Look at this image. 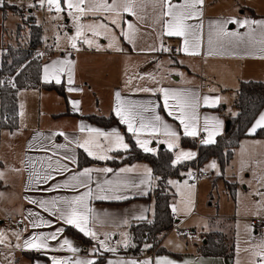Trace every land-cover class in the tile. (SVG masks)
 <instances>
[{
    "label": "crops",
    "instance_id": "crops-1",
    "mask_svg": "<svg viewBox=\"0 0 264 264\" xmlns=\"http://www.w3.org/2000/svg\"><path fill=\"white\" fill-rule=\"evenodd\" d=\"M173 2L181 3L182 0H173ZM5 3L9 4L7 0H0V8ZM202 9V41L200 55L196 56L186 55L177 51L182 45L181 39L160 36V27L158 25L155 31H152L151 28L140 26V33H138L135 43L131 44L120 35L121 28L111 25L108 20H103L102 17H84L85 22L102 20L104 23H109V27L112 30L109 35L115 34L118 37L117 46L122 51L109 48L110 40L105 39L103 36L94 38L100 45L99 49L95 45L89 47L81 41L77 43L79 51L72 49L70 46L61 49L63 51H58L50 43L45 42L43 34L44 44L40 47H48L49 49L43 54H34V57H40L44 61L42 81L45 84L63 85L65 96L55 90L46 89H25L19 91V126L14 131L17 137L9 140L6 144V160L15 161L14 168L16 170L13 169L10 174L7 171L9 175L5 174L1 179L2 188L6 182L8 186H11L16 179L18 192L16 196L6 195L3 197V201H0V230L8 235L9 241L13 246L0 245V264H52V257L58 259L71 258L73 261L76 259L96 261L99 258H103L102 264H109V261L136 260V257L140 254L144 256L143 260H151L152 264H155V260L160 258H167L174 261L175 264H186V262L187 264H234V258L200 255L199 248L202 244H195L191 249L188 243L184 247L180 246V244L176 246L175 243H171L167 236L174 229L180 231L179 225L182 223L177 218L176 212H173L174 227L161 244V248L165 249L166 253L158 254L153 251L154 255L152 254L153 252L126 254L124 251L126 248L124 241L127 240L128 245L131 241V226L151 220L154 216L155 197L153 192L157 186V179L154 177L152 166L148 162H123L126 155H117L119 152H124L125 154L130 150V143L126 139L123 129L130 135L135 145L143 152L145 151L136 143L137 136L129 132L127 125L122 124L120 118L115 114V93L119 91L121 99L124 101H135L140 104L151 102V106H155L156 111L155 113L146 112L144 116L150 118L152 115H159L163 123L177 133L178 148L170 150L168 143L164 142L170 140V138L164 135L162 126L160 131L154 135L150 134L148 130L141 132L139 139L150 140L149 147L155 149V152L145 153L157 155L160 150L168 149L173 152L174 159L180 150H189L196 153L194 158L181 162L184 163L196 161L198 149L182 147V138L187 137L196 140L198 145H211L203 144L201 141L207 138V133L203 131L205 118H210V120L214 118L222 121L223 125L220 129V134L214 137L216 142L220 136L226 133L227 116L235 117L238 113L234 107V102L236 92L241 83L248 81L264 82V52L260 51L261 45L256 42L260 39L261 30L258 26L253 25L256 28V32L253 34V42L247 45L241 44L238 47L226 45L225 48L215 49L214 53L209 55L207 43L210 27L219 22L228 19L264 21V0H204ZM32 20L37 24L34 17ZM124 20L136 23V18L128 14H124ZM196 22L190 21V23ZM122 27L127 30L126 23H122ZM225 27L227 31L238 32L241 35L248 32L247 28H241L239 24H227ZM42 29L44 31L43 26ZM86 34L91 38V33ZM244 39L248 41L250 38L244 36ZM4 41L5 36L3 35V46L0 48L2 54L3 51H7L9 46H14ZM161 43L170 51L161 50ZM173 48L176 49L175 53L171 52ZM59 59H68L74 62V83L72 85L68 84L67 72L61 76V83L59 84L55 83V81L45 82L44 66ZM141 76L144 78L140 79L139 77ZM150 77H154L155 80ZM129 78L132 79L131 84L126 83ZM70 86L81 89V91L69 92L68 88ZM208 86L209 88H207ZM138 87H165L197 95L200 98L199 106L196 108L199 135L195 137L184 135V127L176 119L177 110L164 107L161 93L136 91ZM205 96L211 99L219 98V102L213 106H207L203 102V97ZM74 101L79 102L78 109L73 107L72 102ZM169 103L171 104L173 101H169ZM229 106L233 109V113L228 112ZM219 108L224 110V112L221 113ZM169 111L174 114L169 115ZM261 114H264V109L256 120ZM111 115L119 123H115L110 127L100 126L88 119L89 116L108 118ZM255 121L248 130V136L242 139L239 147L234 151V157L227 167H232V169L241 168L242 160L250 161V164H257L260 158L264 157V139L254 137L255 133L250 134V129ZM81 125L85 126V128H98L104 132H112L115 129L124 137V143L128 145V148H118L108 152L107 155L111 159L101 160L93 158L74 143L75 140L82 141L87 136V132H80ZM60 132H63L68 139L66 140L65 136L53 135ZM70 141L73 142L70 143ZM18 145L21 146L20 152L15 153V148ZM56 145H65L66 147L57 148ZM80 152H84L96 162L80 167ZM65 155L74 156L76 163L73 164L63 160L62 157ZM49 157L53 168L56 167L55 162L60 160L61 163L67 164L71 171H65L62 174L52 171L55 179L49 180L47 183L36 184L35 182H30L29 176L33 170L41 171L42 165L47 169ZM30 160L32 162L31 165L29 163ZM113 160L119 163L116 165L111 162ZM196 163L198 164L196 166L200 168L204 166L199 162ZM0 167L5 168L4 161H0ZM85 168L112 169L108 173L98 171L91 173L92 179L89 187L93 190L94 195L87 201L88 207L92 209L91 213H89L88 227L96 232L97 238L93 239L91 236H86L91 240L89 244L70 235L67 232L68 227L80 232L79 229L59 219L58 213L52 214V212L41 208L38 203L29 202L30 200L39 202L41 200L50 201L59 198L71 200L73 197L84 193L87 188L79 187L74 190L64 185L74 183L70 177ZM193 168H195V164L190 166L186 172H190ZM121 169H132V171L121 172ZM146 169H151V180H148L145 175ZM243 170L249 171L247 167ZM186 172L174 179L183 181V175ZM174 179H171V181H174ZM141 180L146 182L140 184ZM106 181H111L112 183L107 184L105 183ZM57 184L61 185V187L55 188ZM97 185L106 190L112 189V191L100 193ZM136 185H139V187ZM173 186L170 184V187L175 192ZM97 194L120 195L127 198L101 200L95 198ZM176 201L177 194L173 205L176 204ZM141 215L145 219H138ZM9 218H13L15 222L23 221L24 227L21 228L14 223H9ZM33 221H45L46 223L40 227L33 228ZM224 221L226 220L217 222V228L213 232L226 233L230 230L229 228L232 224L236 230L234 219H228L226 223ZM228 222L230 223L229 225ZM13 233H20L21 238L19 241ZM52 233L57 234V239L48 240L49 249L46 251L29 250L23 247L24 239L31 238L33 235L42 234L48 236ZM80 233L83 234L82 232ZM65 239L71 241L73 247L78 249L76 253L68 251L66 247L64 249L60 248ZM100 241H104L109 247L116 248V252L105 251L100 247ZM16 243H20L22 247H14ZM206 243L207 241H205ZM85 248L87 253L84 252Z\"/></svg>",
    "mask_w": 264,
    "mask_h": 264
},
{
    "label": "snow or ice",
    "instance_id": "snow-or-ice-1",
    "mask_svg": "<svg viewBox=\"0 0 264 264\" xmlns=\"http://www.w3.org/2000/svg\"><path fill=\"white\" fill-rule=\"evenodd\" d=\"M66 8L62 5V0H39V4L44 6L47 4L48 10L53 9L57 13H62L67 11V14L72 17L75 22V35L69 36L68 41L70 47L79 51L77 47V41L82 40L84 44L89 47L100 48L97 41L94 40L95 37L103 36L105 39H109V48H114L116 51H122L118 45V37L115 34L111 36L109 33L112 31L109 27V23L117 28H121L120 35L126 39L129 43L134 44L138 33H140L141 27L151 28L155 31L156 26L160 27V36L167 37H177L182 41V45L177 49L179 52H183L186 55L196 56L200 55L201 41H202V29H203V9L204 0H182L181 3H175L173 0H64ZM34 5H29L33 7ZM124 14L133 16L136 18V23L126 22L124 20ZM87 16L102 17L103 20H108L109 23H104L102 20H96L92 23H82L81 20ZM190 21H197L196 23H190ZM122 23H126L127 30H124ZM227 24H239L241 28H247L248 32L241 35L238 32L227 31L225 25ZM256 25L260 28V39L258 42L261 45L260 51L264 52V21H254V20H236L228 19L217 23L210 27V31L207 36V43L209 47V55L214 53L215 49H222L225 46H240L241 44L247 45L253 42V34L256 32ZM91 33V38L86 34ZM244 36H248L250 39L245 41ZM59 39V38H58ZM156 50V49H150ZM161 50L170 51L167 47L163 46L161 43ZM73 67L74 62L68 59H59L52 61L51 64H47L43 68L44 80L45 82L55 81V83H61V76L67 72L68 84L72 85L73 81ZM143 79L144 77H139ZM155 80L154 77H150ZM127 84L132 83V79L129 78L126 81ZM158 83V82H157ZM69 92L81 91L74 87L68 88ZM136 91L142 92H159L163 95L164 107L174 108L177 110L178 114L176 119L180 121V124L184 127V135L195 137L199 135L198 130V116L196 114V108L199 106L200 98L194 93L178 91L175 89L165 88V87H138ZM116 106L115 114L120 118L122 124L127 125V130L137 136L136 143L145 152H155V149L150 148V140L139 139L141 132L148 130L150 134L154 135L160 131L161 126L164 130V135L169 137L170 140L164 141L168 143L169 149L178 148V136L177 133L170 129L167 124H164L162 118L159 115H152L150 118H146L144 113L152 112L155 113V106H151V102L146 104H140L135 101H124L121 99V93L117 91L115 93ZM173 101V103H169ZM203 102L207 106H213L219 102V98L211 99L207 96L203 97ZM73 107L78 109L79 102L74 101ZM169 115H173L172 111H169ZM23 115V113H21ZM138 123V126H137ZM222 121L215 120L212 118H205L203 131L207 133V138L203 139L201 142L203 144L215 143L214 137L220 134V129L222 128ZM258 129H264V114H261L259 118L255 121L254 125L250 129V134H254ZM80 132H87V136L82 140H75L74 143L77 147L82 148L89 156L106 160L111 159L107 155L108 152L114 149L123 148L127 149L128 145L124 143V137L120 135L115 129L112 132H104L98 128H85V126H80ZM53 135L65 136L67 140L68 137L63 133H54ZM73 141H70L72 143ZM107 145V146H106ZM57 148H65V145H56ZM196 155L195 152L190 151H179L176 154L175 159L172 161L173 165L179 164L182 161L190 160ZM63 160H67L70 163H76L74 156L65 155L62 157ZM31 165V160L29 161ZM250 161H241L242 170L249 164ZM56 167L53 168L51 158L49 157V162L47 164V169L42 165L41 171L33 170L30 173V182H35L36 184L47 183L49 180L55 179L52 175V171L57 174H62L65 171H71L67 164L61 163L60 160L55 162ZM211 169H216L217 165L215 162L211 163L209 166ZM51 170V171H49ZM19 171V170H17ZM93 171L108 173L111 172L110 168L103 169H90L85 168L78 174H74L70 177L72 184H65V187H71L74 190L79 187L87 188L84 193L73 197L71 200L65 198H59L54 200H41L39 202L30 200V203H38L41 208L45 211L52 212V214L58 213L59 219H62L66 224L73 225L79 229L85 236H91L93 239L97 238L96 232L92 231L88 227L89 223V213L92 209L88 207V199L92 198L94 193L89 187ZM132 171V169H121V172ZM220 174L219 172L217 173ZM148 180H151V169H146L145 173ZM189 175H191L189 173ZM255 175V174H254ZM3 178V173H0V179ZM243 181V177H241ZM146 181L141 180L140 184H144ZM248 183L247 181H244ZM105 183L111 184V181H106ZM171 185H176L175 181H168ZM186 183V182H185ZM256 183L260 185L251 195L257 197L258 199L254 201L256 206L255 211L250 212L252 216L259 217L264 220V171H262ZM139 187V185H136ZM61 185H55V188H59ZM100 189V193L105 191H112V189H104L100 185H97ZM178 191L179 186H177ZM182 194V193H181ZM96 199H126L127 197H122L120 195H103L97 194ZM61 205V206H58ZM172 211L177 212V206H172ZM31 215V213H30ZM138 219H145L143 215L138 217ZM45 221H33L32 227L37 228ZM254 225L246 224L244 230L248 239L244 242L247 247L241 248L239 239L236 243V255L237 259L235 264H242L240 257L241 252L246 253L248 256L247 264H264V234L259 238L252 235ZM16 239L19 241L21 238L20 233H13ZM239 237V229L237 232ZM57 234L52 233L48 236L44 235H33L31 238L23 240V247L29 250L36 251H46L49 249L48 240H56ZM100 247L105 251L116 252V248L109 247L104 241H100ZM0 245L13 246L9 241L8 235L0 230ZM124 246H128V241H124ZM16 248H21L20 243L14 245ZM67 248L68 251L76 253L77 248L73 247L71 241L65 239L60 245L61 249ZM146 247H151V245H146ZM52 264H96L95 260H71L68 259H58L52 257ZM109 264H152L151 260H129V261H109ZM155 264H175L174 261L167 258H160L155 260ZM187 264V262H186Z\"/></svg>",
    "mask_w": 264,
    "mask_h": 264
},
{
    "label": "trees",
    "instance_id": "trees-1",
    "mask_svg": "<svg viewBox=\"0 0 264 264\" xmlns=\"http://www.w3.org/2000/svg\"><path fill=\"white\" fill-rule=\"evenodd\" d=\"M7 3L0 9H4ZM12 11L17 13L23 21L22 11L15 5H12ZM7 8V7H6ZM18 24L17 34H20L23 26H28L29 36L25 44L9 46L7 51H3L0 64V127L2 129L14 132L19 126V91L25 89H46L55 90L65 96L64 86L54 84H45L42 81L43 60L40 57H34V50L44 44L42 26L29 20ZM234 107L237 110L235 117L227 116L230 122L229 130L220 136L214 144L198 145L196 140L183 137L181 145L184 148L198 149V158L196 161L184 162L173 165V152L168 149H162L157 155L143 152L139 149L130 135L123 129L126 139L130 143V150L124 154L119 152L117 155H126L123 162H148L153 169V175L157 179V186L154 189L155 213L151 220L139 222L131 226V241L124 249L126 254H138L141 252L158 254L166 253L161 248L162 241L174 227L172 205L176 194L168 183L169 180L178 178L186 172L190 166L196 162L201 165L215 160L218 162L222 171L231 163L234 157V151L239 147L242 139L248 136V130L256 120L258 115L264 109V82L248 81L242 82L236 92ZM220 112L224 110L219 108ZM88 119L100 126L110 127L118 120L111 115L110 117L89 116ZM256 138L264 139V129H258L253 135ZM96 161L90 159L84 152L79 154V166L85 167ZM118 164L115 160L111 161ZM228 189L233 198L236 196V184L228 183ZM228 232L210 233L206 236L207 243H203L199 248V254L204 256H223L233 258L235 255V229L233 224ZM67 232L83 241L86 244L91 240L71 227ZM151 245V247H146ZM103 258L96 260V264H102Z\"/></svg>",
    "mask_w": 264,
    "mask_h": 264
},
{
    "label": "rangeland",
    "instance_id": "rangeland-1",
    "mask_svg": "<svg viewBox=\"0 0 264 264\" xmlns=\"http://www.w3.org/2000/svg\"><path fill=\"white\" fill-rule=\"evenodd\" d=\"M9 4L5 5L4 9H0V48L3 46V35L5 36L6 43H10L14 46L17 44H25L28 41L29 28L23 26L20 34H17L18 24L23 22L25 25L26 21L32 20L33 17L36 19L38 25H42L44 28V40L46 43H50L58 51H63L64 47L70 46L68 37L75 35V22L71 16L67 14V11L57 13L53 9L48 10L47 4L41 6L39 0H7ZM18 6L23 13V19L17 13L12 11V5ZM29 5H34L29 7ZM62 5L66 8L64 0ZM7 7V8H6ZM33 13V14H32ZM82 23L85 22L82 18ZM59 38V39H58ZM82 40H78L81 42ZM48 47L46 51H48ZM2 51L0 49V64H1ZM230 100V99H229ZM228 100V101H229ZM230 102V101H229ZM233 103V102H232ZM228 112L233 113L231 106L228 107ZM16 132L12 133L8 130L0 127V161H4L5 168L0 167V173L3 175H9L14 168L13 160L7 161V148L6 144L9 140L17 137ZM21 146H16L15 153L20 152ZM181 151V150H180ZM189 151V150H183ZM176 157V156H175ZM215 162L217 165L216 169H211L208 166ZM195 163V167H197ZM234 167V166H233ZM249 171L242 170V168L226 167L222 171L216 161H209L200 169L201 171L207 172L210 177L200 184L195 186L189 185V173L186 172L183 175V181L180 179H174L176 185L173 186L177 194L176 206L178 211V219L182 221L179 225L180 231L176 229L172 230L167 238L170 242L175 243L176 246H186L189 244L191 249L195 244H203L206 241V234H209L217 228V222L223 220L225 223L228 219H234L235 222V242L239 239L241 248L247 247L244 242L248 239L245 233L244 226L246 224H253L255 220H262L259 217L252 216L250 212L255 211V204L258 198L251 195L257 188L260 187L256 183V180L264 171V157L260 158L257 164L249 163L246 165ZM9 171V174L7 173ZM220 173L219 175L217 173ZM255 174V175H254ZM243 177V181L241 180ZM247 181L248 183H245ZM6 182V181H5ZM186 182V183H185ZM228 183L236 184V196L233 198L228 189ZM3 184L1 187L0 179V201H3L4 196H16L18 192V183L15 179L11 186ZM177 186H179V191ZM264 190V189H262ZM182 193V194H181ZM14 220V219H13ZM230 223L228 222V225ZM239 229V237L237 232ZM264 234V227L257 230L253 228L252 235L259 238ZM182 241V242H181ZM234 264L237 259L236 249L233 257ZM242 264H247L248 256L246 253L241 252L240 257Z\"/></svg>",
    "mask_w": 264,
    "mask_h": 264
},
{
    "label": "built area",
    "instance_id": "built-area-1",
    "mask_svg": "<svg viewBox=\"0 0 264 264\" xmlns=\"http://www.w3.org/2000/svg\"><path fill=\"white\" fill-rule=\"evenodd\" d=\"M175 51H176V49H174V48L171 50L172 53H175ZM45 52H47L45 47H39L36 50H34V54L35 55L43 54ZM207 88H209V86ZM190 174H191V175H189V184L190 185H196V184L200 183L202 180H204V179L209 177V174L207 172L201 171L199 166L191 169ZM173 217H174V215H173ZM8 222L9 223H14L16 226L21 227V228L24 227V222L23 221H16L15 222L13 220V218H9ZM253 223H254V226L257 229H260V228L264 227V220H255ZM84 252L87 253V249L86 248L84 249ZM152 254L154 255L155 253L153 252ZM143 259H144V256L141 255V254L136 257L137 261H141Z\"/></svg>",
    "mask_w": 264,
    "mask_h": 264
},
{
    "label": "water",
    "instance_id": "water-1",
    "mask_svg": "<svg viewBox=\"0 0 264 264\" xmlns=\"http://www.w3.org/2000/svg\"><path fill=\"white\" fill-rule=\"evenodd\" d=\"M230 128V122H227V125H226V132L229 130Z\"/></svg>",
    "mask_w": 264,
    "mask_h": 264
}]
</instances>
